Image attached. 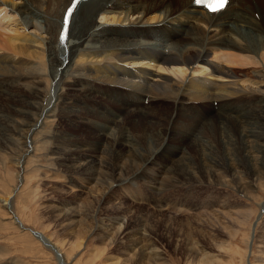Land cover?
<instances>
[{
    "label": "bare ground",
    "instance_id": "obj_1",
    "mask_svg": "<svg viewBox=\"0 0 264 264\" xmlns=\"http://www.w3.org/2000/svg\"><path fill=\"white\" fill-rule=\"evenodd\" d=\"M260 16H264V0H227L220 10L211 12L195 5V0L137 4L123 0H0V96L16 88L28 93L19 105H8L11 115L0 110V128L4 129H0V156L11 157L16 170L9 171L16 185L0 195L6 219L29 230L55 254L58 264L80 261L86 236L96 239L86 264H166L161 243L155 239L158 226L172 227L178 216L197 207V197L220 194L219 187L225 186L254 203L259 201L260 190L264 192V137L253 112L264 116V22L259 21ZM232 68L247 73L253 70L248 74L252 78L243 75L242 80ZM107 96L134 106L119 108L123 110L120 116L101 107L96 115H113L110 123H93L82 115L88 111L86 100ZM246 98L257 101L239 102ZM162 102H170L178 110L216 104L220 115L207 119L200 136L187 118L176 124L175 134L195 137L182 143L183 149L167 153V127H156L161 128L159 132L155 127H137L140 120L149 124L147 116L152 123L159 112L155 108L162 107ZM65 113L68 118L61 116ZM122 117L137 124L133 131L114 126ZM62 122L75 131L85 129L83 135L94 136L101 144L90 145L65 129L61 130L66 134L61 135L57 126ZM230 123L237 126L238 138L230 133ZM214 131L219 146L211 138ZM185 147L195 149L199 163L193 162ZM39 151L50 164L41 166L48 182L68 185L66 181L72 178L69 188L82 194L68 196L62 189L63 196L50 200L51 214L58 226L73 235L72 241L54 243L43 232L26 228L12 210L13 195L25 189L26 165ZM138 182L153 194L162 192V198L151 204L152 212L128 203L134 197L141 203L143 189L132 191ZM114 197L119 202L109 206ZM233 197L217 198H227L230 202H222L224 207L236 208L243 215L231 218L236 224L232 223L229 235L235 240L257 212L244 238L246 251L242 254L233 244L220 241L224 237L220 229L230 225L222 214L210 217L204 225L190 219L182 227H199L197 240L192 231L185 239L196 257L194 264H235L236 256L249 264L264 218V199L254 211L250 205L231 202ZM208 204L203 203L213 206L216 201ZM215 231L221 233L213 235ZM199 240H209L218 250L206 253L208 248ZM258 263L264 264L263 260Z\"/></svg>",
    "mask_w": 264,
    "mask_h": 264
},
{
    "label": "rangeland",
    "instance_id": "obj_2",
    "mask_svg": "<svg viewBox=\"0 0 264 264\" xmlns=\"http://www.w3.org/2000/svg\"><path fill=\"white\" fill-rule=\"evenodd\" d=\"M123 1H132V2L137 4L138 2H143L144 0H123ZM259 21L264 22V16H260ZM136 70L140 71L139 69H136ZM232 70L236 71V73L238 72L237 76L239 75V78L241 77L240 79H242V80H245L243 78L245 76H243V75H246V78H248L249 76H250L249 78H252L251 75H248V74H251L253 72V70H252V72H251V70H248L249 73H247V70H245V71L239 70L238 71V69L235 70L234 68H232ZM245 73H247V74H245ZM27 94L28 93L23 91L22 89L16 88V90L12 89V91L10 93H8L4 96H0V110H2L4 113L11 115L13 113V110L8 105H10V104L19 105L20 101L23 100L24 96H26ZM110 99H112L111 100L112 104L110 103ZM252 99L253 100H248L246 98V100L245 99L242 101L239 100V102L241 103V102L246 101L245 103L251 104V102L254 103L257 101L256 98H252ZM162 103H163L162 107H160V108L156 107L155 108L156 111L158 110L159 112L155 116V120L152 123H150L151 117L147 116L146 120L148 121L149 124H145V123H143V120H140L137 122V124H139V126H137V127H139V129H142L143 127H141V126H145L144 128H148L149 130L152 129L153 127H155V128L156 127H167V134H168L167 138L169 139L165 145V148L167 147L166 148L167 153H169L170 151H173V150L183 149V147L180 145H182V143H186V141H189V140L193 141L192 138L195 137V136L192 137L190 134V136H188L185 139L183 136H179L178 133L175 134L173 132V130H174L173 128L176 124H178V123L181 124V121L183 119L187 118V120H189L190 123L192 121V123L194 125L193 129L195 130L197 135L200 136V134L203 130L202 127L206 124V122L208 120L209 121L214 120L215 117L220 115V113H219L220 107L217 106L216 104L195 105L192 108H185L184 110H181V109L178 110V109L173 108L174 109V111H173L172 106H171L172 103H170V102H168V103L162 102ZM85 104L88 105L87 106L88 111L83 112L82 115L86 116L93 123H98V122L104 123L106 121L108 123H110V122H112V119H114L113 115H112L113 118H111L109 115H107V117L103 115L101 118L98 115H96L97 113H99L101 107L106 109V111H113L115 114L120 116V114L123 112V110H127V108L129 109L130 107L134 106L133 103H128L126 100L123 101L122 98L118 99L117 97H110V96H107V97L103 98L102 100L97 99L94 102L92 100H86ZM90 104H93V106H91ZM107 104H109V105H107ZM224 104H228V103H224ZM138 105H141V104H138ZM154 106H157V104ZM164 106L165 107L167 106V107L165 108ZM216 107H218L219 110H216ZM119 108L123 109V110H120ZM155 109H154V111H155ZM150 110L151 109L149 108L148 111H150ZM186 110H188V111H186ZM152 111L150 112V114L153 113ZM172 112H173V114H172ZM180 112H182V113H180ZM253 114L257 116V117H255L256 118L255 123H258L257 126L260 130L259 131L260 135H262L264 137V119H262V118H264V116H261L258 112H253ZM61 116L63 118H68V113H65ZM129 116H132V115H129ZM128 117H122V119H121L122 122L118 121L114 126L130 127L129 130L133 131L134 130L133 128L137 124H135V122L133 123L132 120H129ZM142 117H144V115ZM169 117L172 120L169 119ZM168 119H169V121H168ZM257 119H258V121H257ZM167 124L169 126H167ZM57 127H59L58 129H59L61 135L66 134L65 131L61 130V129H65L67 132L69 131L70 134H74V136L77 137L79 140L86 142L90 145H96V144L100 145L101 144L100 140L94 138V136L89 137V136L83 135L84 133L85 134L87 133V131H85V129L84 130L83 129L77 130V131L72 130L71 128L68 127V125L65 122L60 123ZM82 127H85V126H82ZM87 127L92 128V125L88 124ZM228 127H229L230 133L235 138H238L239 135H238L237 126L234 123H230ZM0 129L2 131H4V129H2V128H0ZM136 129H138V128H136ZM160 129L161 128H156L155 130L157 132H159ZM212 136L213 137H211V138H213V141L216 143V146L217 145L219 146L220 145V143L218 142L219 138H218V135L216 134L215 131L212 133ZM179 137L181 138V140ZM100 138L105 142L103 137H100ZM238 146H239V144H238ZM185 149L192 156V160L194 159L193 162L199 163V161H198L199 158H197V152L195 151V149L186 148V147H185ZM218 149L220 150V148H218ZM239 150H240V146H239L238 151ZM43 153H44L43 151H39L36 159L34 158L32 161H30V163H28L26 165V171L24 173V177L26 178L25 183H24L25 189L21 190V192H19V194L17 196H16V193L13 195L14 197H13V200L11 202L12 210H14L13 212L15 214H17V216L20 217V219L22 220V222L24 223V226L26 228L31 229V230L36 231V232H43L47 237H49V238L51 237L54 243L62 244V242H64L65 239L68 242V241H72L74 238H73V235L66 232L63 227L58 226L55 217L51 214V212L53 211L51 206L53 204L51 203L50 200L53 199V197H55V196H57L58 198L63 196L62 194H60L61 191H59L62 189L64 191L68 192V196H73V195L79 194V191L75 188H74V190L69 188V186L74 183V181H73L74 179L72 180V178H69V177H68L69 180L66 181V182H68V185L62 184L61 186H59V185L52 184V183L48 182L47 178H45V176L43 174V169H44L43 167H48V166H50V164L49 163L47 164V162H45L46 160L42 157ZM1 154L2 155L0 156V177H1L0 178V195H5L6 193L10 192V190H12L10 188V186L16 185V183H14V180L12 179L14 174L9 176L10 170H12V169H13V171H16V170L13 166L14 163H11V160H10L11 157H9L8 155L3 154V153H1ZM38 157H40V158H38ZM34 163H36V164H34ZM4 164H5V166H4ZM9 165H11V166H9ZM7 166H9V169L6 168ZM41 166H43V167H41ZM32 175H34V176H32ZM66 182L63 181L62 183H66ZM138 187H141L139 185V182L137 183L136 186L134 185V187L132 188V191L136 190ZM141 188L143 189V191H142L143 195H141V198H140V201L142 204L138 202L136 197H134V202L129 201L128 203H129V205H133V206L142 208L144 210H148L149 212H152L154 210V208L151 206V204H153L154 201H157V198H162L161 196H159V194L162 192H159L156 195V194H153V192L146 189L144 186H142ZM219 188H220V190H222V192L220 191V194H218L219 192H212V194H203V195H200V197H197L198 202H197V204L195 203L197 205V207H194L193 209L191 208V212H189L190 211L189 208H185V209H188L189 211L187 213H184L185 215L184 214L181 215V217L178 216V218L175 219L176 221H172V223H173L172 227L165 228V225L163 223L159 224L158 229H157V235L155 234V239L157 238L158 243H161L160 247H161V250L164 252V255H165L164 257L167 261L166 264H192V261L194 264L196 257H194L195 255H192L189 252V247H187L185 239H186L187 233L192 231L193 233L195 232V238L197 240L199 238V236L197 234L199 229H197V228H199V227L195 226L193 228L188 229V228H184L182 226L190 219L195 221L196 225L197 224L204 225L206 220L211 219L213 216H217V215H221V214L223 215L222 217H225L230 221L229 222L230 225H228L226 227V229L223 228V230L219 228L220 231L223 232V234H224L223 238L220 237V241L222 243L225 242V244H233V246L238 247V250H240V252L242 254H244V252L247 249L245 237L248 236V234L250 233V224L255 221V218L257 216V212H255L254 216L252 217V219H251L250 223H248V225L242 227L241 230L238 229L241 231L242 234H240L238 239L235 240L232 236L229 235L230 229L232 230V228H233V227H231L232 223L236 224V222L231 221L232 220L231 218L232 217L236 218V217H239V215L240 216H243V215H241L239 212L236 213V211H239V210H236V208L224 207L222 202L227 201V198H217V197H224L225 195L227 196L228 194L231 196V194H232L234 197L231 199V202L235 201V203H236V201H237V203H241L240 204V205H242L241 207H244L246 205H250V207H252L254 211H258L259 205L257 203L259 201H261V199H264V192L260 190L259 201H256L254 203L253 201L246 198L245 194L243 195V194L236 193L231 188H227L225 186H223V187L220 186ZM180 191L181 190H179L178 192H180ZM233 192H234V194H233ZM79 195H82V194L80 193ZM84 198L85 197L83 196L81 199H84ZM119 200H120V198H119ZM119 200L117 197H114L110 201L109 206H111L112 204L116 205V203L119 202ZM209 200H211V202L216 201V204L213 206H206L205 207L203 205V203L206 204V202H208L210 204L211 202H209ZM159 202H161V201H159ZM228 202H230V200L225 202V203H228ZM224 212L225 213L228 212V213H226L228 215H225ZM261 213H263V210H261ZM52 217H54V218L52 219ZM6 218H7L6 210L4 208L0 207V264H58V261L56 259L55 254H53L47 248L43 247L41 245V243L38 242V240L35 239L32 234H30L29 230H22V229L17 228V226L13 223V221H10ZM163 221L165 222L168 220L163 219ZM174 222H176V223H174ZM182 222H184V223H182ZM63 230H64V232H63ZM221 232L215 231L213 233V235L216 233L220 234ZM210 237H212V236H210ZM263 237H264V218L262 219V223H260V225L257 229L256 237L254 239V245L252 244L253 249H252V246L249 248V250H251V249L253 250V253H251L252 258L249 257L250 258L249 264L250 263L251 264H260V263H258L260 260H263V262H264V238ZM165 238H167V239H165ZM83 241H85V242L83 243L84 245L81 247L80 254H79V256H83V257L81 258L80 261L76 260L74 262V264H86V260L89 258L90 250L92 249L91 247L94 245V242L96 241V239L93 236H86ZM207 241L208 242L200 241V243L202 245H204L206 248H208V250H207L208 252H206V253L210 252V253L214 254L215 251L218 249L215 248L214 245L210 244L209 240H207ZM214 248L216 250H214ZM260 253L262 254V256ZM227 255L229 256L230 254H227ZM123 258L124 257L121 258L122 261L124 260ZM226 258L228 259L227 256H226ZM233 260H234L235 264H244V263H242L243 260H242L241 256H236V258H233Z\"/></svg>",
    "mask_w": 264,
    "mask_h": 264
},
{
    "label": "snow or ice",
    "instance_id": "obj_3",
    "mask_svg": "<svg viewBox=\"0 0 264 264\" xmlns=\"http://www.w3.org/2000/svg\"><path fill=\"white\" fill-rule=\"evenodd\" d=\"M226 2H227V0H218V7L213 9V10H215V11L220 10V8L225 6Z\"/></svg>",
    "mask_w": 264,
    "mask_h": 264
}]
</instances>
